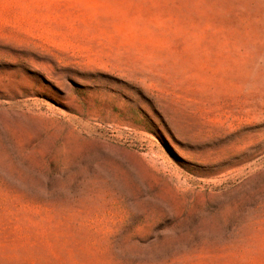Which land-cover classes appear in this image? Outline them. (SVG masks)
I'll return each instance as SVG.
<instances>
[{
  "label": "rangeland",
  "instance_id": "obj_1",
  "mask_svg": "<svg viewBox=\"0 0 264 264\" xmlns=\"http://www.w3.org/2000/svg\"><path fill=\"white\" fill-rule=\"evenodd\" d=\"M0 264H264V0H0Z\"/></svg>",
  "mask_w": 264,
  "mask_h": 264
}]
</instances>
